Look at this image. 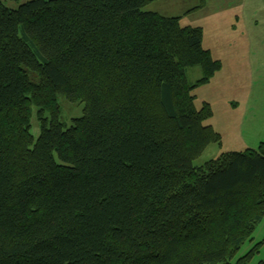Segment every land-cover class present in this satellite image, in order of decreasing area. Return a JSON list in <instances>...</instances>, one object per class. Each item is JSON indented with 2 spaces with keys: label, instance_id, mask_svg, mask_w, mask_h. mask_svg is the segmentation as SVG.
I'll return each mask as SVG.
<instances>
[{
  "label": "trees",
  "instance_id": "obj_1",
  "mask_svg": "<svg viewBox=\"0 0 264 264\" xmlns=\"http://www.w3.org/2000/svg\"><path fill=\"white\" fill-rule=\"evenodd\" d=\"M3 1L21 0H0V264H248L264 143L194 165L222 145L194 94L222 69L203 28L157 0ZM59 96L84 104L70 127Z\"/></svg>",
  "mask_w": 264,
  "mask_h": 264
},
{
  "label": "rangeland",
  "instance_id": "obj_2",
  "mask_svg": "<svg viewBox=\"0 0 264 264\" xmlns=\"http://www.w3.org/2000/svg\"><path fill=\"white\" fill-rule=\"evenodd\" d=\"M31 0L3 1L12 9ZM200 0H157L144 10L166 17H181L182 26L202 27L203 46L222 69L209 84L199 86L196 106L211 105L213 117L206 125L222 135V145L209 146L194 162L199 167L230 151L259 149L264 143V0H207L199 8ZM190 83L203 77L200 67L187 71ZM33 81H38L31 75ZM61 122L70 127L72 120L84 115L82 102L71 103L59 96ZM38 108L33 107L32 135L37 140L42 132ZM50 118L47 112L44 114ZM253 252L248 264L264 259V219L237 253L234 262Z\"/></svg>",
  "mask_w": 264,
  "mask_h": 264
},
{
  "label": "crops",
  "instance_id": "obj_3",
  "mask_svg": "<svg viewBox=\"0 0 264 264\" xmlns=\"http://www.w3.org/2000/svg\"><path fill=\"white\" fill-rule=\"evenodd\" d=\"M209 50V49H208ZM212 126V125H211Z\"/></svg>",
  "mask_w": 264,
  "mask_h": 264
}]
</instances>
